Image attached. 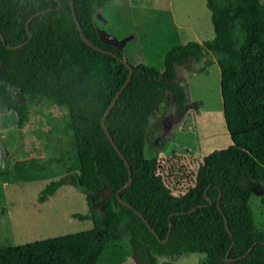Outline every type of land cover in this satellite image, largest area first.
<instances>
[{"label": "trees", "instance_id": "16d2710c", "mask_svg": "<svg viewBox=\"0 0 264 264\" xmlns=\"http://www.w3.org/2000/svg\"><path fill=\"white\" fill-rule=\"evenodd\" d=\"M107 1L73 0L84 36L99 51L80 37L70 0H0V96L11 100L6 103L18 125L27 119L25 93L66 104L76 151L72 182L93 194L86 197L89 214L75 215L90 219V228L0 244V264H120L128 255L144 264H173L159 259L189 253L202 254L199 264H264V227L257 224L250 186L264 182L263 3L205 0L213 37L172 46L161 70L127 60L133 74L120 90L128 68L111 53L124 58L122 51L96 27ZM209 53L220 69L232 144L204 155L189 174L145 155L146 130L166 91L183 113L188 94L176 66L189 68ZM119 91L104 123L129 164L126 187L127 167L101 125ZM64 183L50 181L39 200ZM92 202H103L104 212L91 209Z\"/></svg>", "mask_w": 264, "mask_h": 264}, {"label": "rangeland", "instance_id": "374dc122", "mask_svg": "<svg viewBox=\"0 0 264 264\" xmlns=\"http://www.w3.org/2000/svg\"><path fill=\"white\" fill-rule=\"evenodd\" d=\"M156 2V3H155ZM264 5V0H261ZM154 7H153V6ZM101 38L119 46L124 59L163 68L166 52L176 44L213 37L205 0H108L96 16ZM186 86L188 104L178 113L166 91L151 114L145 155L161 165L174 164L193 174L207 153L232 144L223 116L220 69L212 54L189 68L176 66ZM25 93L27 119L17 116L0 96V244H22L90 228L87 196L72 182L76 151L68 128L66 104ZM64 179L54 194L39 200L52 180ZM257 224L264 227V182L250 184ZM98 214L103 202H92ZM201 253L161 257L173 264H199ZM120 264H144L126 256Z\"/></svg>", "mask_w": 264, "mask_h": 264}, {"label": "water", "instance_id": "95a60500", "mask_svg": "<svg viewBox=\"0 0 264 264\" xmlns=\"http://www.w3.org/2000/svg\"><path fill=\"white\" fill-rule=\"evenodd\" d=\"M70 8H71V11H72V14H73L74 20L76 21V25H77V28H78V31H79V34H80V37L82 38V40H83L87 45L91 46L92 48L97 49V50H99V51H103V49H102L101 47H99V46H97V45L91 43V42H90V41L84 36V34H83L82 30H81V27H80V25H79V23H78V21H77V17H76V15H75V12H74L73 0H70ZM48 10H49V9L41 10V11L37 12L35 15H38V14H40V13H42V12H45V11H48ZM0 37H1V39L3 40V36H2L1 34H0ZM30 37H31V34L29 33V38H30ZM22 44H23V43H22ZM18 46H20V45H17V46H15V47H18ZM118 47H119V46H118ZM111 54H112L113 56L117 57V58H118L122 63H124V64L126 65V67L128 68V76H127L125 82L123 83V85H122L121 88H120V90H122V89L128 84V82H129L130 79H131L132 74H133V68H132L131 64L127 62L126 59H124V58H122V57H120V56H117V55L114 54V53H111ZM119 93H120V91L116 93V95L113 97L112 101H111L110 104L108 105L107 109L105 110V112H104V114H103V116H102V119H101V125H102V127H103V129H104V131H105V133H106V135H107V137H108V139L110 140L111 144L113 145L114 149L117 151V153L120 155V157L124 160V163H125V165H126V167H127V170H128V180H127L126 184L124 185V187H126V186L130 185V184H131V181H132L131 170H130L129 164H128L127 160L124 158V156L122 155V153L120 152V150L118 149L117 145L114 143L113 138L111 137V135H110L109 132L107 131L106 126H105V123H104V118H105V116L107 115V113L110 111V109L113 107V105L115 104L116 99H117ZM118 193H119V191L116 192V196H117L118 200H119L121 203L126 204V202L120 198V196H119ZM208 200L210 201L209 198H208ZM128 206H129V205H128ZM129 207H130V206H129ZM136 213H138V215H139L140 217L143 218V220L145 221L147 227H148L153 233H155L154 230L150 227V225L146 222V220L144 219V217H143L139 212L136 211ZM224 222H225V224H226V221H224ZM170 227H171V224L169 223V225H168L169 230H170ZM226 228H227L228 233L230 234L229 228H228V227H226ZM168 236H169V231H168V233H167L166 238L163 240V242L167 241ZM249 251H250V249H248L246 253H249ZM241 257H242V256H241ZM231 260H232V259H227V258H226V261H231Z\"/></svg>", "mask_w": 264, "mask_h": 264}, {"label": "crops", "instance_id": "0c3cea01", "mask_svg": "<svg viewBox=\"0 0 264 264\" xmlns=\"http://www.w3.org/2000/svg\"><path fill=\"white\" fill-rule=\"evenodd\" d=\"M108 2V1H107ZM156 3V2H155ZM153 6V5H152ZM154 7V6H153Z\"/></svg>", "mask_w": 264, "mask_h": 264}]
</instances>
